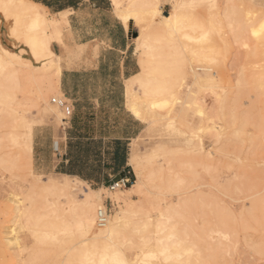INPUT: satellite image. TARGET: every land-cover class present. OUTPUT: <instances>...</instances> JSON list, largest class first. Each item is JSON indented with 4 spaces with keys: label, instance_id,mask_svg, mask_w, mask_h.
<instances>
[{
    "label": "rangeland",
    "instance_id": "rangeland-1",
    "mask_svg": "<svg viewBox=\"0 0 264 264\" xmlns=\"http://www.w3.org/2000/svg\"><path fill=\"white\" fill-rule=\"evenodd\" d=\"M153 2L161 7L160 14L152 17L144 5L138 27H128L135 34L140 72L126 85L141 92L137 79L144 70L148 72L147 67L154 68L146 87L163 86L161 94L151 93L150 97L167 99V106L158 111L165 117L144 118V133L131 143L130 153L135 149L137 155L134 167H129L130 182L137 175L147 176L148 192L132 196V208L124 215L113 243L130 264H179L178 259L189 264V251L177 260H163L155 245L163 237L184 238L183 248L189 247V241L194 243V249L200 251L199 255L190 253L199 256L196 264H264V0ZM128 5L129 0H109V12L118 19V10ZM45 13L49 20L61 15L46 8ZM168 13L180 17V31L172 32L164 24ZM65 14L68 20L69 12ZM64 27L56 31L60 38L52 50L55 44L63 48L69 25ZM145 33L150 49L142 45ZM56 59L60 63L57 55ZM22 62V71L30 72L28 59L22 58ZM203 73L212 76L213 82H205ZM25 78L22 76L19 87L0 86L2 231L11 226L6 204L12 193L20 197L26 186L53 179L59 185L69 183L79 201L86 187L74 178L37 173L27 165L23 145L8 141L12 97L23 104L20 117L31 129L45 124L46 116V122L54 120L62 126L63 121L45 108L52 99L65 101L63 96L50 92V83L43 77ZM39 89L43 95L39 96ZM126 101L123 98L129 111ZM207 128H214L219 136ZM87 186L103 189L102 205L110 219L127 210L125 189ZM255 199L262 206L251 207ZM39 208L37 204L32 213L44 215ZM48 220L45 214L36 223L15 227L12 235L20 239V250L0 236V264H69L77 250L89 247L79 232ZM48 223L56 224L48 227Z\"/></svg>",
    "mask_w": 264,
    "mask_h": 264
},
{
    "label": "bare ground",
    "instance_id": "bare-ground-1",
    "mask_svg": "<svg viewBox=\"0 0 264 264\" xmlns=\"http://www.w3.org/2000/svg\"><path fill=\"white\" fill-rule=\"evenodd\" d=\"M144 5L150 8L147 12L148 14L150 13L152 17L160 14L161 7L157 6L153 0H129V5L125 9H120L117 12L118 19L125 29H129L128 27L131 26L138 27L143 13L140 8ZM45 14V8L42 5L30 0H0V19H2L0 23V86L5 85L6 87L8 86L11 88L12 86V88H14L19 85L22 76H25V79L28 80L34 78L36 74L38 77H43L48 80L50 83V92L58 96L61 95L59 92L61 68L58 59H56V54L52 50V45L60 38L59 33L56 31L69 24L65 13L61 14L57 20H49ZM228 14L230 13L225 12V15ZM163 18L165 20L164 24L168 26L170 31H180L182 25L179 20L180 17L177 14L171 16L168 13V17ZM253 33L255 34V31H253ZM142 45L147 49L151 48L146 33L143 36ZM22 58H27V64L31 66L30 72L28 73L22 71ZM146 69L148 72L144 70L143 75L137 79L139 85L143 87L141 92H134L131 86L127 87L126 102L128 103V109L135 117L142 120H145L144 118L146 117H152L151 119H153V117L154 119L165 117L159 114L158 111L163 110L167 106V99L150 97L151 93L161 94L164 87L156 85L152 89H148L146 85L148 84L149 78L152 72L156 71L152 67L149 68L150 70L148 67ZM193 71L194 69L192 72ZM201 78L205 80V82H213V77L208 74L203 73ZM37 92L39 96L43 95L41 89L37 90ZM9 104L12 106L9 110L12 113L10 119L12 129L8 133L7 139L11 143H21L23 145L26 152V163L32 168V129L29 125L22 122V118L20 117L19 111L23 104L17 101L15 97H12ZM45 109L49 111V114H53L58 119L64 120L68 117L66 107L57 106L52 102L51 105H47ZM198 112L201 114V109H199ZM17 119H20L18 120L19 122L16 121ZM21 128L26 129L25 133L20 132ZM207 131H212L216 137L219 136V133L214 128H207ZM21 137H23L22 142L19 141ZM2 139H4V137H0V140ZM0 144L2 145V142H0ZM134 161L135 156L130 160L131 167H134ZM146 177L137 175V179L130 184V187L117 189H125L124 192L126 195L124 197L127 200V210L113 217V219L109 218L105 207L102 205L101 190L103 189H91L86 183L80 180L76 179L82 185H86V187L82 191L84 195L79 201L72 195V186L67 182L59 185L52 179L46 184H41L37 181L25 188L21 187L24 189H21L19 193V195H21L20 197L17 196L18 194L10 193L11 197L8 199L9 204H6V207L9 206L7 210L10 221L8 222L11 226L9 230L6 231H2L1 227L0 236L2 240L4 239L6 241L5 243L17 245V250H20L18 245L20 239L18 241V238L12 235L13 232H15V227L22 228L29 225L30 222L36 223L39 221L40 217L46 214L49 216L48 221L52 223L58 222L64 229L79 232L80 235L85 238L83 241L89 243V247L84 246L77 250L76 254L73 256L70 255L72 257L70 258L69 264H93V262L94 264H101V261H105V264H112L113 260L117 258L124 259L130 264L131 262L128 260L129 258L124 255L125 253L120 251L118 246L113 243V238L119 234L120 225H122L125 220L124 215L132 208L130 203L132 196H134V194L148 192ZM178 180L177 178L174 184H176ZM115 199H118V197L115 196ZM260 199L262 198H259V200ZM254 202L259 203L256 199ZM260 202L262 203L263 199L262 201L260 200ZM37 204L42 208L39 209L44 211V215L32 213V211L36 210L35 206ZM253 205L251 207L262 206L260 203ZM55 224L48 223L47 226L53 227ZM161 240L162 243L159 246L157 245L158 243L155 245L159 247L157 251L163 255V260H177L181 253L189 251V264H196V262H194L195 258L199 256L191 257L190 253L195 252L196 255H199L200 251L194 249V243L189 241V247L183 248L185 245L182 246L181 243L185 240L184 238L177 237L170 239L163 237ZM97 248H99L98 251ZM96 251V256H94V252ZM18 253H20V251H18ZM117 254H119V256H117ZM177 262L179 264H188L182 262L181 259H178Z\"/></svg>",
    "mask_w": 264,
    "mask_h": 264
},
{
    "label": "crops",
    "instance_id": "crops-1",
    "mask_svg": "<svg viewBox=\"0 0 264 264\" xmlns=\"http://www.w3.org/2000/svg\"><path fill=\"white\" fill-rule=\"evenodd\" d=\"M36 3V2H35ZM109 0H48L54 14L69 12L60 58L59 92L66 102L64 125L54 120L32 129L31 166L41 175L108 186L130 178L131 143L145 122L123 104L127 83L140 72L132 30L109 12ZM110 14V15H109ZM63 121V120H61ZM135 152V153H134Z\"/></svg>",
    "mask_w": 264,
    "mask_h": 264
},
{
    "label": "built area",
    "instance_id": "built-area-1",
    "mask_svg": "<svg viewBox=\"0 0 264 264\" xmlns=\"http://www.w3.org/2000/svg\"><path fill=\"white\" fill-rule=\"evenodd\" d=\"M51 102L53 104H56V105H59L61 107H66V102L65 101H59V100H56V99H52ZM66 120H63V122H65ZM63 125L65 123H62ZM131 184L130 182V178H123V179H120L118 181H115V182H112L108 185V189L110 191H114L116 189H121V188H125V187H128L129 185Z\"/></svg>",
    "mask_w": 264,
    "mask_h": 264
},
{
    "label": "snow or ice",
    "instance_id": "snow-or-ice-1",
    "mask_svg": "<svg viewBox=\"0 0 264 264\" xmlns=\"http://www.w3.org/2000/svg\"><path fill=\"white\" fill-rule=\"evenodd\" d=\"M117 256H119V254H117ZM101 264H105V261H101ZM112 264H128V262L124 259L117 258L113 260Z\"/></svg>",
    "mask_w": 264,
    "mask_h": 264
}]
</instances>
